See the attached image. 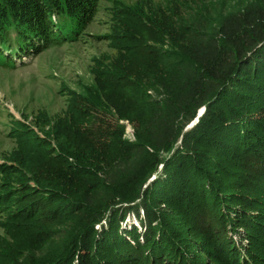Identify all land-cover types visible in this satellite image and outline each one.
<instances>
[{"label": "trees", "instance_id": "16d2710c", "mask_svg": "<svg viewBox=\"0 0 264 264\" xmlns=\"http://www.w3.org/2000/svg\"><path fill=\"white\" fill-rule=\"evenodd\" d=\"M100 1L0 0V69L52 46L84 42ZM167 2L171 8L138 0L130 9L116 2L108 9L113 33L106 37L118 56L95 74L91 98L103 99L102 87L133 89L138 140L119 144L113 155L115 149L97 145L112 157L89 161L99 166L93 188L62 202L73 221L53 249L47 231L34 228L43 198L25 186L28 205L11 208L7 222L30 245L11 238L15 246H6L31 257L18 263L14 252L0 264H264V0L223 15L209 31L188 18V2ZM130 59L154 67L140 77ZM86 112L70 110L69 122L55 130L63 127L66 140L82 131L91 141L97 132L75 120ZM28 135L19 145L25 152L46 148ZM8 163L0 174L16 172L23 161L18 154ZM47 168L38 163L31 170L35 185L48 179L50 171L40 174ZM10 204L9 193L0 191V218ZM129 216L139 227H123Z\"/></svg>", "mask_w": 264, "mask_h": 264}, {"label": "rangeland", "instance_id": "374dc122", "mask_svg": "<svg viewBox=\"0 0 264 264\" xmlns=\"http://www.w3.org/2000/svg\"><path fill=\"white\" fill-rule=\"evenodd\" d=\"M137 1L101 0L99 12L86 31L84 42L52 46L33 56L22 57L21 65L16 58L17 65L14 69H0V165L2 163L8 165V162L13 161L14 156L18 154L23 161V164L17 167L16 172L6 176L0 174V191L9 193L12 206L8 207L9 210L0 218V257H9L15 252L14 258L18 263L31 257L27 251L18 253L11 250L13 253H8L10 249L7 248L9 243H14L10 240L11 238L15 242L18 240L30 245V241L26 237L18 236L19 234L13 235L9 228L13 225L7 222L11 208L28 205L24 198L29 195L25 186H34L36 188L34 195L43 198V202L36 208L40 210V213L34 228L47 231L44 240L49 242L53 249L63 235L61 232L73 221L63 211L62 202L75 201L88 193L90 187L93 188L97 176H100L95 171L99 167L95 166L99 160L98 156H105L107 159L112 157L96 151L97 145L115 149L111 151V155H113L119 144H130L138 140L135 133V120H133L137 115V111L133 108L137 105L133 89L117 92L102 87L103 99L97 101L95 98L94 100L91 98L94 96L97 86L95 74L108 69L113 58L118 56L116 51L111 49L110 42L106 37L113 33L109 28L111 18L108 9H114L113 2L119 3L123 8L130 9L136 6ZM150 1L155 5L172 7V4H169L167 0ZM184 1L190 4H187L190 9L188 18L195 22L200 20V25L208 31L215 27L223 15L240 11L246 5L257 2V0ZM156 47L158 50L169 51L167 46L158 45ZM129 65L130 71H137L136 73H139L140 77L145 76L147 69L150 70L154 67L149 61L136 64L134 59L129 60ZM115 68L122 72L123 68L120 65ZM148 94L153 96L152 92ZM127 102H130L132 107H129ZM98 105L105 108L98 107ZM72 109L81 112L88 111L86 115L90 116H76L75 120L81 129L97 132V136L91 138V141L84 137L82 131L79 132L80 130L77 134L69 135L66 140L61 133L63 132V127H60L62 124H59L60 130H55L58 122H69L68 114ZM97 113L102 116L98 117ZM125 117H130L133 121ZM4 125L9 128L8 133H11L9 136L13 138L5 136ZM28 134L43 140L47 145L46 148L37 147L29 152L21 149L19 146L22 144L21 139L26 135L29 136ZM63 134L65 135L64 132ZM93 159L95 165L92 166L95 170L89 167V161ZM38 163H43L48 167L40 174L50 171V174H46L48 179L40 178L39 186L34 184L31 175V170L35 169L34 171L37 172ZM68 166L79 170L81 176L72 177L71 173L73 172L67 169ZM53 173H58V177H67L65 181L62 180V183ZM56 184L64 186L65 190L55 191ZM88 186L90 187L88 188ZM57 197L63 199L58 202L52 201L58 200ZM136 222L134 217L129 216L123 227L127 229L131 226L139 227ZM39 255L36 254L34 257Z\"/></svg>", "mask_w": 264, "mask_h": 264}, {"label": "bare ground", "instance_id": "6f19581e", "mask_svg": "<svg viewBox=\"0 0 264 264\" xmlns=\"http://www.w3.org/2000/svg\"><path fill=\"white\" fill-rule=\"evenodd\" d=\"M202 114V110L199 112V116Z\"/></svg>", "mask_w": 264, "mask_h": 264}, {"label": "water", "instance_id": "95a60500", "mask_svg": "<svg viewBox=\"0 0 264 264\" xmlns=\"http://www.w3.org/2000/svg\"><path fill=\"white\" fill-rule=\"evenodd\" d=\"M199 114V113H198Z\"/></svg>", "mask_w": 264, "mask_h": 264}]
</instances>
